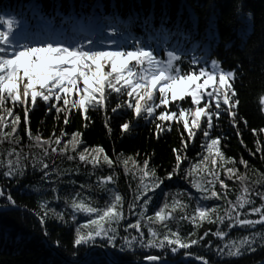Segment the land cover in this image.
<instances>
[{
  "label": "snow or ice",
  "instance_id": "snow-or-ice-1",
  "mask_svg": "<svg viewBox=\"0 0 264 264\" xmlns=\"http://www.w3.org/2000/svg\"><path fill=\"white\" fill-rule=\"evenodd\" d=\"M213 7L215 8V5ZM18 8L19 6H17ZM17 9L8 6L7 10H0V142L6 138L9 143H19L17 133L19 117L13 114V108L24 106L25 134L34 145L41 148L40 156L31 158V167L33 172L40 171L42 173V182L55 183L51 180L53 175L60 177L62 171L64 173L69 171L57 168L54 159L59 156L68 161L75 160L77 156L69 155V150L78 155L79 162L91 164L93 171L104 166L110 170L106 177L98 179V183L101 184L107 196L106 207L102 212L97 207H85L83 201L77 204L74 199L72 202L73 219H75L76 212L95 213L98 217V219L88 221L95 227L90 228L85 234H82L81 227L76 228L71 253L73 264H94L87 248L85 247L83 253L80 249L84 246H95L98 237L102 242V247H111L113 250L117 249L119 237L121 242L118 250L121 253L133 249H158L161 253L171 254L174 258L169 261L167 255L149 254L144 257L147 264H186L185 258L189 257L191 246L202 245L206 251L219 258L221 264H233V261L255 252L258 241V246L264 248V191L255 192L260 201L257 205L252 195L255 188L248 186L249 162L243 157L238 161L245 168L243 174L237 171L234 164L226 169V179L232 180L235 177L236 181L242 185L241 194L235 201L227 199L229 190L224 180H219L214 176V180L219 183L222 191L217 192L210 187L203 188L200 184L194 183L193 187L197 188L201 194L197 200L194 215L180 217L181 220L189 219L191 222L196 221L198 217L200 220L207 219L209 223L222 225L211 233L219 242L215 248L212 247L214 243L212 240L204 243L205 237L209 236L208 231L198 238H192L195 229L193 232L187 233L185 238L179 235L178 229L177 231L168 229L159 232L151 226L150 221L153 218L147 215L154 197L158 195L156 190L161 189V185L166 180L172 181L173 177H179L182 171H188V175H191L190 170L182 169V160L187 159L183 155L187 148L186 140L191 141L199 133L203 152L214 151L223 160V156L217 148L220 136H211L213 118L228 114L232 124L239 130L238 105L240 101L233 87L237 72L234 70L225 71L219 60L210 59V55L215 54V48L222 43V37L219 35L217 27L218 14L212 22L213 48L211 53L209 54V50L205 48L203 58H194L193 61H189V69L184 70L181 67L182 56L186 54L183 47L172 45L170 48H165L164 59H161L159 49H153L151 43L141 42L133 35V22H139L138 17H134L133 22L128 24L113 23L112 21L118 19L115 13L111 18L105 17L109 19V23L105 25L104 35L101 39L110 41L113 46L112 50H105L101 47L100 40L94 42L92 38H88V44L91 47H85L82 41L74 37L71 25L78 21L79 12H74L69 19L64 16L63 11H59L58 15L64 18V23L58 26L54 19H49L47 14L38 9L32 10L29 16ZM238 11L242 21L247 24V29L241 31V39L246 41L254 32V18L250 13L245 16L242 6ZM97 19L101 18L97 17ZM152 19L154 20L155 16ZM95 22L94 20L93 23ZM148 23L151 21L145 22L146 25ZM64 25H69V27ZM108 27L114 28L111 36L107 35ZM160 31L165 33L164 29ZM57 35L63 36L64 39H56ZM179 35L184 40L191 41L193 39L183 30ZM129 40L132 43H129ZM227 47L230 50L234 45L229 44ZM128 61L132 63H126ZM194 62L202 66H199L197 70L192 67ZM106 68L107 71H105ZM72 93L75 95L70 98ZM185 96L190 97V106L188 107H183L180 103ZM113 101H115L114 106H112ZM169 101L172 102L171 105H169ZM201 101H203L202 104ZM39 102H43L45 113L51 109L53 114L62 113L65 117L61 122L60 133L58 135L50 133L47 140H42L39 133L33 136L29 129V108L36 106ZM184 103L188 104L189 102L185 100ZM261 105V110L264 111V97L261 98ZM157 106L161 107L157 108ZM109 108L111 113L121 118L125 116L126 109L131 112L132 120L123 119L119 125L122 136L137 126L138 119L145 121L153 119L154 137L158 130L169 127L167 123H164L165 121L175 120L178 131L180 130L179 125L182 123L183 131L187 133V136L181 135L179 138L180 148L172 149L174 156L172 170L167 171L164 176H157L155 168L145 170L149 164L147 157L143 161V167H140L133 157H125L123 153L114 152L115 160H113L104 153V149L100 145L92 146L91 151L94 154L89 159L88 148L78 149V145L83 143L79 138L81 133L75 130L70 134L64 132L63 124L67 123L69 109L73 111L78 109L81 120L86 121L88 120L86 109L88 111L94 109L107 111ZM244 124L246 126L247 121H244ZM6 125L10 129L7 133L3 131ZM84 126L82 123L81 128ZM104 127L111 135L113 129L108 119L105 120ZM216 127L219 125L216 124ZM251 131L254 135L264 133V127ZM205 142L206 147H204ZM260 143L257 141V144ZM53 144L63 146L51 147ZM256 151L264 152V149L257 147ZM250 154L255 155V153ZM50 158H52V162L48 163ZM228 161L232 162V157H228ZM261 162L264 163V156H262ZM28 163L29 154L21 155L14 149H10L7 153L6 164L0 160V179L18 181L26 175L25 168ZM130 163L141 173L134 193V200L128 205L130 212L135 206L134 214L138 219L135 223H128L123 228L125 235H120L118 227L121 226V221L124 219L122 207L125 201L118 189L113 187L118 182V174L114 166L123 165L125 174H128L132 171L128 167ZM257 171L259 174L253 184L264 183V172ZM149 174H151V180L149 183H145L143 178ZM133 179H136L135 174H133ZM69 183L74 184L75 181L70 179ZM33 190L44 195L40 189L34 188ZM52 191L55 192L57 189L53 188ZM161 192L167 199L169 194L163 192V189ZM79 196L80 194L76 193V197ZM0 198L6 201V208L18 207L10 193L5 195L3 186H0ZM175 199L174 196V202ZM213 199L227 202L226 215H217L215 220H212L209 214L215 213L217 210L201 203V201ZM38 203L41 209H45L46 214L50 213L57 219H62L61 213L52 208H46L47 200L42 199ZM166 207L167 204L154 210V217L156 221L164 222L163 227L167 229V222L175 220L176 217L171 213L162 215ZM142 221L147 228V238L141 228ZM40 222L43 225L45 217H41ZM114 224L116 227L113 226ZM257 226L262 230L255 231ZM233 228L244 230L248 232V235L237 239H227L229 233L226 230ZM130 229L134 230L136 234H129ZM44 234L48 235L46 229ZM56 244L59 246V241ZM180 250H183V257L176 260L175 257L180 254ZM196 259L202 264H212L203 256H197ZM106 264H119V261H115L109 254ZM261 264H264V261H261Z\"/></svg>",
  "mask_w": 264,
  "mask_h": 264
},
{
  "label": "trees",
  "instance_id": "trees-1",
  "mask_svg": "<svg viewBox=\"0 0 264 264\" xmlns=\"http://www.w3.org/2000/svg\"><path fill=\"white\" fill-rule=\"evenodd\" d=\"M8 6L13 9H17L19 6L17 10H22L26 16H29L33 9H38L47 14L49 19H54L58 26L64 23V18L58 15L59 11H63L65 17V14L79 12V17L83 21L93 18L98 9L104 10L102 7L107 9L106 12L115 13L120 20L133 22V18L138 17L139 22H133V26L138 28L137 31L132 30L133 35L141 42L151 43L153 49H159L161 59H164L165 48H170L172 45L183 47L186 54L182 56L181 67L184 70L189 69V61H193L194 58H203L205 53L202 52H205V48L209 50V54L211 53L213 48L212 22L218 14L217 27L219 35L222 37V43L215 48V54L210 55V59L219 60L225 71L234 70L237 72L233 87L240 101L238 105L239 130L232 124L228 114L213 118L211 136H220L217 148L222 154L223 160L214 151L203 152L199 133L191 141L186 140L187 148L183 155L187 159L182 160V169L190 170L191 175H188V171H182L181 175L173 177L172 181L166 180L161 185V189L169 194L167 199L161 189H157L158 195L154 197L147 215L153 218L150 221L151 226L159 232L168 229L177 231L178 229L179 235L185 238L187 233L193 232L195 229L192 238H198L208 231L209 236L205 237L204 243L212 240L214 242L212 247L215 248L219 242L211 233L222 225L209 223L207 219L200 220L198 217L194 222L189 219L181 220L180 217L194 215L197 200L201 195L197 188L193 187L194 183L200 184L203 188L210 187L214 191H222L219 183L214 180V176L219 180H224L229 190L227 199L235 201L241 194L242 185L236 181L235 177L232 180H227L226 169L234 164L237 171L243 174L245 168L238 163L241 157L249 162L248 186L255 188L252 195L259 205L260 201L255 192L264 191V183L253 184V181L258 177L257 170L264 172V163L261 162L264 152L256 151L257 147L264 149V133L254 135L251 130L264 127V111L261 110V98L264 97V0H0V10H7ZM241 6L245 16L250 13L254 18V32L246 41L241 39V31L247 29V24L242 21L238 11ZM153 16H155L154 20ZM106 18L108 17L106 16ZM146 21H151V23L146 25ZM103 22L106 25L109 20L105 19ZM64 26L69 27V25ZM161 29H164L165 33H161ZM181 30L186 31L193 39L191 41L184 40L179 35ZM72 32L74 34L73 30ZM113 32V27L107 28V35L111 36ZM125 35H127L126 32ZM101 37L95 38L93 41L100 40L103 49L112 50L111 42L102 40ZM55 38L64 39L59 35ZM88 38L80 35L76 39L82 41L85 47H91L88 44ZM129 43L132 41L129 40ZM229 44L234 45L230 50L227 47ZM201 47L203 48L202 52ZM199 66L202 65L195 62L192 64V67L197 70ZM74 95L72 93L70 98H73ZM185 100L189 103L185 104ZM114 103L115 101L112 106ZM171 103L169 101V105ZM180 103L183 107L190 106V97H183ZM202 103L203 101H201ZM159 107L161 106H157V108ZM23 108L24 106L13 108V114L19 117L17 124L19 143H9L6 138L0 142V160L5 164L10 149H14L21 155L29 154V163L26 165L24 177L18 181L0 179V186H3L5 195L10 193L18 205L14 209L6 208V201L0 198V264H73L71 253L76 228L81 227L82 234H85L90 228L95 227L88 221L98 219V217L95 213L76 212L75 219H73L72 202L74 199L77 204L83 201L85 207H97L102 212L106 207L107 196L101 184L98 183V179L106 177L110 170L104 166L93 171L91 164L79 162L78 155L69 150V155L77 156L75 160L68 161L66 158L54 157L57 168L69 171L67 173L62 171L60 177L53 175L51 180L55 183L42 182V173L40 171L33 172L31 167V158L39 157L41 148L34 145L25 134ZM125 111V116L121 118L111 113L110 108L107 111L97 109L88 111L86 109L88 120L82 121L78 109L75 111L69 109L67 123L63 124V130L69 134L74 130L81 133L79 138L83 143L78 145V149L88 148L89 159L94 154L91 151L92 146L100 145L104 149V153L113 160H115L114 152L123 153L125 157H133L140 167H143V161L147 157L149 164L145 170L155 168L157 176H164L167 171L172 170L174 165L172 149L180 148L179 138L181 135L187 136V133L183 131V124L179 125L180 130L178 131L175 120L165 121L164 123H167L169 127L158 130L154 137L153 119L147 121L138 119L137 126L122 136L119 125L123 119L132 120L130 110L126 109ZM28 117L32 135L35 136L39 133L42 140H47L50 133L58 135L62 126L61 122L65 119L62 113L53 114L51 109L45 113L43 102L29 108ZM106 119L113 129L111 135L104 127ZM244 121H247L246 126ZM82 123L85 125L83 128H81ZM216 124L219 127H216ZM3 131L7 133L10 129L6 125ZM257 141L261 143L257 144ZM62 146L51 145V147ZM204 147H206V142ZM250 153H255V155ZM228 157H232V162L228 161ZM47 162L51 163L52 158ZM114 167L118 174V182L113 187L118 189L125 201L122 207L124 219L121 221V226L118 227V232L120 235H125L123 228L128 223H135L138 219L134 214L135 206L130 212L128 205L134 200V193L141 173L131 163L128 167L132 171L128 174H125L123 165ZM133 174L136 179H133ZM70 179L75 183L70 184ZM143 179L145 183H149L151 174ZM34 188L40 189L44 195L35 192ZM53 188L57 191L53 192ZM76 193H79L80 196L76 197ZM174 196L176 197L175 202L173 201ZM42 199L47 200L46 208H52L61 213L62 219H57L50 213L46 214L45 209L39 207L38 201ZM201 203L217 210L215 213L209 214L212 220H215L217 215H226L227 202L224 200L213 199L201 201ZM165 204L167 207L162 215L171 213L176 217L175 220L167 222V229L163 227L164 222L156 221L154 217V210H158ZM41 217H45L43 225L40 222ZM113 226L116 227L115 224ZM141 228L147 238V228L143 221ZM45 229L48 233L47 236L44 234ZM261 230L259 226L255 229L257 232ZM226 231L229 233L227 239H237L248 235V232L238 228ZM129 234L135 235L136 233L130 229ZM57 241H59V246L56 244ZM120 242L118 237L117 249L113 250L111 247H102V242L98 237L95 245L97 248H92L91 245L84 246L80 251L83 253L85 247L87 250L91 248L90 253L94 264H106L107 259L102 251L108 255L111 254L115 261L124 264H147V261H143L144 257L149 254L167 255L169 261L174 259L171 254L161 253L158 249H133L121 253L118 250ZM258 245L259 241L255 252L244 255L239 260L233 261V264H261V261H264V248H260ZM189 253V257L185 258L187 259L186 264H202L201 261L195 260L197 256L205 257L212 264H221L220 259L206 251L202 245L191 246ZM182 257L183 250H180V254L175 259L179 260Z\"/></svg>",
  "mask_w": 264,
  "mask_h": 264
},
{
  "label": "rangeland",
  "instance_id": "rangeland-1",
  "mask_svg": "<svg viewBox=\"0 0 264 264\" xmlns=\"http://www.w3.org/2000/svg\"><path fill=\"white\" fill-rule=\"evenodd\" d=\"M104 10H99L95 13V15L93 16V18H89L88 21H82L80 17H78V21L77 22H73L72 23V29L74 31V37L76 38V36H79L81 34V32H84L86 34H90L91 33V36L93 38H98L100 36H103L104 35V27H105V24H104V20L106 19L105 17L107 16L108 18H111L113 17V14L109 13V12H106V8L105 7H102ZM100 7V9H102ZM34 10V9H33ZM66 12V11H65ZM66 17H68L69 19H71L72 15L73 14H65ZM97 17H100L101 19H97ZM96 21L95 23H93V21ZM109 20V19H108ZM113 23H120V22H123V24H128L130 21L129 20H120V19H117L116 21H112ZM81 28V29H80ZM136 30L138 28H135L134 26L132 27V30ZM86 30V31H85ZM121 30H123V28H121ZM134 30V31H135ZM96 34V35H95ZM95 35V36H94ZM57 37V36H56ZM202 48V47H201ZM201 52L203 51V48L201 49ZM198 50V49H197ZM200 52V53H201ZM202 53H205V52H202ZM108 69L106 68V71ZM92 248H97V247H92ZM91 249V248H90ZM101 250V249H100ZM102 251V250H101ZM90 252V250H89ZM103 252V251H102ZM104 256L107 257L109 256L108 254H106L105 252H103ZM187 260V259H186ZM197 262H199V260L195 259ZM143 262H146V260L144 259ZM119 264H124V263H121L119 262Z\"/></svg>",
  "mask_w": 264,
  "mask_h": 264
},
{
  "label": "bare ground",
  "instance_id": "bare-ground-1",
  "mask_svg": "<svg viewBox=\"0 0 264 264\" xmlns=\"http://www.w3.org/2000/svg\"><path fill=\"white\" fill-rule=\"evenodd\" d=\"M105 71H106V69H105Z\"/></svg>",
  "mask_w": 264,
  "mask_h": 264
}]
</instances>
